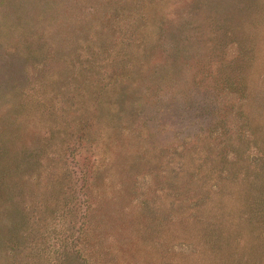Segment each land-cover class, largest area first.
I'll list each match as a JSON object with an SVG mask.
<instances>
[{
	"label": "rangeland",
	"instance_id": "1",
	"mask_svg": "<svg viewBox=\"0 0 264 264\" xmlns=\"http://www.w3.org/2000/svg\"><path fill=\"white\" fill-rule=\"evenodd\" d=\"M263 153L264 0H0V264H264Z\"/></svg>",
	"mask_w": 264,
	"mask_h": 264
},
{
	"label": "trees",
	"instance_id": "2",
	"mask_svg": "<svg viewBox=\"0 0 264 264\" xmlns=\"http://www.w3.org/2000/svg\"><path fill=\"white\" fill-rule=\"evenodd\" d=\"M263 155H264V153H263ZM263 155L258 159V160H260L261 159V164H263L264 165V157H263ZM263 157V158H262ZM260 164V165H261ZM263 165H261V166H263ZM264 167V166H263ZM262 170V169H261ZM258 173H260L261 174V171L260 172H258ZM257 176H258V174H256ZM259 204H261V205H259L257 208H260V207H262V206H264V196L261 198V200H260V202H258ZM257 209H254V211L252 212V214L253 215H257ZM256 217V216H255ZM80 264H90L88 261H87V259H86V257L83 255V253L80 251Z\"/></svg>",
	"mask_w": 264,
	"mask_h": 264
}]
</instances>
